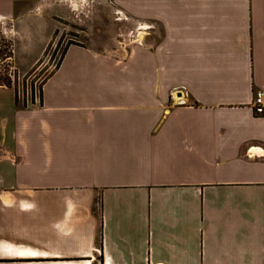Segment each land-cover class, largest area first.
Listing matches in <instances>:
<instances>
[{"label": "crops", "instance_id": "1", "mask_svg": "<svg viewBox=\"0 0 264 264\" xmlns=\"http://www.w3.org/2000/svg\"><path fill=\"white\" fill-rule=\"evenodd\" d=\"M110 1L152 39L0 86V264H264V0Z\"/></svg>", "mask_w": 264, "mask_h": 264}, {"label": "rangeland", "instance_id": "2", "mask_svg": "<svg viewBox=\"0 0 264 264\" xmlns=\"http://www.w3.org/2000/svg\"><path fill=\"white\" fill-rule=\"evenodd\" d=\"M12 24L0 27V77L10 76L20 104L38 103L41 83L68 45L122 55L152 30L131 20L110 0H17ZM15 79H12V75ZM0 93V118L10 98Z\"/></svg>", "mask_w": 264, "mask_h": 264}, {"label": "trees", "instance_id": "3", "mask_svg": "<svg viewBox=\"0 0 264 264\" xmlns=\"http://www.w3.org/2000/svg\"><path fill=\"white\" fill-rule=\"evenodd\" d=\"M67 47H68V45L64 48V51H65V49H66ZM64 51H63V53L61 54V57H60V59H59V62H58L57 65L54 67L53 71L50 72V73L48 74V76L45 77L44 80L42 81L41 86H42V84L46 81V79H48V77H50V76L52 75V73L57 69V67H58V65H59V63H60V60H61V58H62V56H63V54H64ZM13 78L15 79V74H14V76L12 75V79H13ZM0 86H1V87H6V88H11V89H13V91H14V104H15V107H17V108H21V109H25V108L28 107L27 103H24V102H23L22 104H20L19 99H18V95H17V90H16V88H15V85H13L10 76H8V77H0ZM38 99H39V102H40V101H41V87H40V89H39V98H38ZM30 104H31V105L35 104V103L33 102V99H31Z\"/></svg>", "mask_w": 264, "mask_h": 264}, {"label": "built area", "instance_id": "4", "mask_svg": "<svg viewBox=\"0 0 264 264\" xmlns=\"http://www.w3.org/2000/svg\"><path fill=\"white\" fill-rule=\"evenodd\" d=\"M253 112L256 116H261L264 112V94L262 92L255 94Z\"/></svg>", "mask_w": 264, "mask_h": 264}]
</instances>
